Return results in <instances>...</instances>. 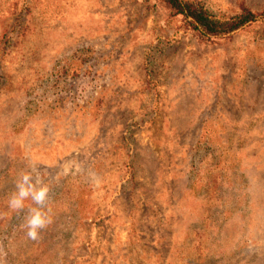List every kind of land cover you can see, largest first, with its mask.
<instances>
[{"label": "rangeland", "instance_id": "obj_1", "mask_svg": "<svg viewBox=\"0 0 264 264\" xmlns=\"http://www.w3.org/2000/svg\"><path fill=\"white\" fill-rule=\"evenodd\" d=\"M194 1L257 20L207 37L160 0H0V264H264V0ZM32 167L37 240L7 206Z\"/></svg>", "mask_w": 264, "mask_h": 264}, {"label": "clouds", "instance_id": "obj_2", "mask_svg": "<svg viewBox=\"0 0 264 264\" xmlns=\"http://www.w3.org/2000/svg\"><path fill=\"white\" fill-rule=\"evenodd\" d=\"M50 191L49 184L43 180L39 170L32 167V170L19 174L15 191L8 199L10 210L26 213L21 226L31 240L39 239L40 233L52 223L51 208L48 206ZM28 201H31V205L27 204Z\"/></svg>", "mask_w": 264, "mask_h": 264}, {"label": "trees", "instance_id": "obj_3", "mask_svg": "<svg viewBox=\"0 0 264 264\" xmlns=\"http://www.w3.org/2000/svg\"><path fill=\"white\" fill-rule=\"evenodd\" d=\"M176 16L189 19L193 28L204 36L224 35L238 30L244 25L257 20L255 13L242 11L239 14L226 16L216 15L194 0H160Z\"/></svg>", "mask_w": 264, "mask_h": 264}]
</instances>
